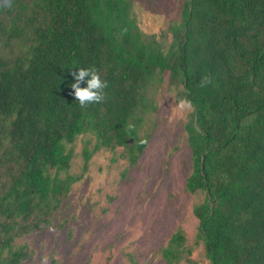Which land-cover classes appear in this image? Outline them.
<instances>
[{
  "label": "trees",
  "instance_id": "trees-1",
  "mask_svg": "<svg viewBox=\"0 0 264 264\" xmlns=\"http://www.w3.org/2000/svg\"><path fill=\"white\" fill-rule=\"evenodd\" d=\"M77 67L108 82L103 101L80 105ZM164 90L194 105L196 245L209 264H264V0H183L159 34L141 30L133 0H0V264L34 262L27 237L83 179L71 173L79 137L96 140L84 171L103 149L138 165ZM192 253L182 229L162 249L167 264Z\"/></svg>",
  "mask_w": 264,
  "mask_h": 264
},
{
  "label": "rangeland",
  "instance_id": "rangeland-1",
  "mask_svg": "<svg viewBox=\"0 0 264 264\" xmlns=\"http://www.w3.org/2000/svg\"><path fill=\"white\" fill-rule=\"evenodd\" d=\"M133 2L141 30L159 34L179 19L183 0ZM190 112L164 90L158 98L157 126L135 167L120 159L119 150L103 149L84 171V147L94 148L96 140L79 137L71 173L84 174L83 179L54 225L27 237L36 258L25 264H131L129 256L136 264H167L162 249L177 229L185 232L193 250L190 262L181 264H209L204 246L195 243L199 223L193 207L201 198L185 190L192 169L184 130Z\"/></svg>",
  "mask_w": 264,
  "mask_h": 264
},
{
  "label": "clouds",
  "instance_id": "clouds-1",
  "mask_svg": "<svg viewBox=\"0 0 264 264\" xmlns=\"http://www.w3.org/2000/svg\"><path fill=\"white\" fill-rule=\"evenodd\" d=\"M77 71L73 72L74 82L71 83V88L75 89L74 96L78 98L81 106L93 102H101L105 99V91L108 87V82L101 78L98 70L91 67H77ZM85 76L89 77L87 85L84 87L80 86V82ZM210 78H205L202 83H210ZM182 109L194 110V105L189 99H183L180 102Z\"/></svg>",
  "mask_w": 264,
  "mask_h": 264
}]
</instances>
